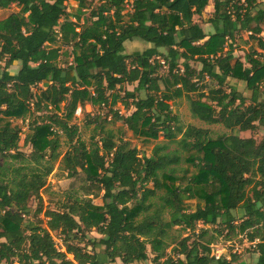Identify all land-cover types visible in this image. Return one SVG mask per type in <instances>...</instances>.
I'll list each match as a JSON object with an SVG mask.
<instances>
[{
    "label": "trees",
    "instance_id": "1",
    "mask_svg": "<svg viewBox=\"0 0 264 264\" xmlns=\"http://www.w3.org/2000/svg\"><path fill=\"white\" fill-rule=\"evenodd\" d=\"M70 1L76 15L67 12ZM209 1L214 13L206 32L194 18ZM13 5L19 12L0 20V264L159 263L169 231L194 232L198 224L244 234L258 255L254 264H264V139L240 136L264 128V0H102L95 7L89 0H0V12ZM84 10L90 16L81 25ZM241 33L263 51L247 55L248 66L234 61ZM133 41L152 47L128 54L125 44ZM64 47L72 60L63 65ZM237 83L246 84L250 99ZM182 99L193 117L230 133L214 139L208 130L181 126L172 107ZM119 103L132 113L115 112ZM87 104L109 109L138 138L163 136L167 143L139 157L99 115L86 123L97 122L87 144L71 124ZM37 114L26 155L14 121ZM62 136L69 146L63 155ZM59 159L69 178L83 173L104 192L103 205L72 196L44 222L41 194ZM183 162L196 171L188 180L178 175ZM32 199L41 207L28 221ZM190 200L197 201L194 210ZM93 231L101 238L90 239ZM208 232L181 239L176 257L162 264H246L239 255L217 259L212 242L201 241ZM53 233L63 237V249Z\"/></svg>",
    "mask_w": 264,
    "mask_h": 264
},
{
    "label": "rangeland",
    "instance_id": "2",
    "mask_svg": "<svg viewBox=\"0 0 264 264\" xmlns=\"http://www.w3.org/2000/svg\"><path fill=\"white\" fill-rule=\"evenodd\" d=\"M102 0H89V5L91 7H95V5H98ZM78 5L70 1L67 4V12L69 15H76L77 13ZM205 12L202 16H195L194 20L197 23H200L206 32L211 31L210 25L207 23V21L212 17L214 13V6L213 2L209 1L208 5L205 7ZM19 7L17 6H11L10 9L0 12V20L7 18L10 14L14 12H19ZM90 16V10H84V16L83 19H87ZM71 19L75 21L74 16H71ZM83 20L81 21V25H83ZM264 37V33L262 35ZM126 47V53L132 54L134 52L138 51H144L150 47H152L150 44L144 43L142 41H133V42H127L125 44ZM71 51L70 47H64L62 52L63 53H69ZM257 53H263V51L258 46L257 40L250 39V34L247 33H241L238 36V41L235 45V52H234V61L240 60L242 61L245 66H248L246 56L249 54H253V52ZM72 59L69 57V54L66 57L61 58V64L64 65V63L70 62ZM192 66L195 67L198 70H201V65L197 63H192ZM0 75L2 73V68L4 67V64L0 65ZM20 68V64H15L10 70L13 73L18 72ZM167 72V68L163 69L161 73ZM235 81L230 80V84L234 85ZM239 92L243 94L245 97L250 99L252 96V92L247 89L246 84L244 83H237ZM127 89L133 90L134 86H127ZM228 90V89H227ZM122 95H124V92H122ZM249 104V103H247ZM173 113L179 118L180 125L183 127L187 126H195L197 128L205 129L210 132V135L212 138L216 139L217 137L230 133L229 130L224 128L223 125H209L206 124L199 119L193 117L191 111H190V103L187 99L179 100L174 104L172 107ZM114 111L119 112V114L128 116L132 113L133 109L127 110L122 106L120 103L115 106ZM43 114H37V115H29L24 120H15L14 125H17L21 128L22 134L21 139L19 143V150L21 152H24L26 155H29L32 152V147L30 144L27 143V138L33 137L34 132L31 131V126L33 125L34 121H40V117ZM101 115L102 120H106L104 123L105 127L108 129H111L115 132L117 135V139L120 138L123 139L125 142L130 143L131 149H136L139 153V157L145 156L147 158H150L153 155V150L157 145L165 144L167 143L163 136H161L158 140H145L144 138H138L133 135V133L128 130L121 121H113L114 114L110 112L109 109H99V108H93L91 105L87 104L84 107H79L77 111L75 112L74 117L71 120V124L76 125L79 128V133L84 141H86L87 144H89L93 137V132L95 127L97 126V122H94L90 126H86V123L90 121V118L96 117ZM94 118H92L93 120ZM242 138H254L257 140V142H261L264 139V128L262 125L258 124L256 126V129L253 131H247L242 132L240 134ZM96 139H99L101 142L103 138L97 137ZM120 141V140H119ZM172 149L176 147V145L170 146ZM69 150V146L66 143V137H61V147L59 149V152L63 155ZM187 157V155L185 156ZM108 159V158H107ZM54 171L51 174V176L48 178L47 186L45 190L42 191V198H43V212L38 216V219H42L44 222L48 220V217H46L45 213H49L50 211H55L60 209L61 205L68 201L72 196L73 197H80L85 199H92L93 203L97 206L103 205V195L104 192L99 189L96 186H93L86 182V177L83 173H80L75 178H69L67 172L62 171L61 169V159L55 162L54 164ZM181 167L183 168L182 171L178 172V175L180 177H184L187 180L196 173L195 168L186 162H183L181 164ZM184 171H187L185 174ZM185 183V182H184ZM188 207L191 210H194L197 201L196 200H190L186 202ZM41 207V204L38 199H32L30 201V208L32 210V215L27 217L26 219L28 221L32 220L33 214ZM239 219L238 223L240 221V216L243 215L241 212H238ZM236 214V213H235ZM237 215V214H236ZM166 219H169L168 213L166 214ZM44 226V225H43ZM202 229H207L208 235L201 239L203 242L211 241L212 245L211 248L213 250L214 256H221L225 257L226 259L230 260L233 258V256H238L240 261L245 262L246 264H254L257 260L256 253H254V249L252 248V243L248 241V239L245 237L244 234L242 235H236V234H230L228 231H224L220 234L221 229L215 226H204L202 224H198L196 230L194 232H190L189 230H182L179 227H173L169 231V247L166 250V258L164 260H161L159 263L152 262V257L150 261L146 262V264H162L167 257H176L173 249L177 245V243L188 236H192L195 234L196 236L201 232ZM56 245L58 248L63 249V237L59 233H53ZM88 237L100 239L101 236L96 232L93 231L89 234ZM196 238V237H195ZM88 241V238L85 240V242ZM85 244H83L84 246ZM99 253H104L100 251ZM23 259L17 260L15 264H22ZM106 264H123L120 259H117L116 262L110 263L108 259L104 260Z\"/></svg>",
    "mask_w": 264,
    "mask_h": 264
},
{
    "label": "built area",
    "instance_id": "3",
    "mask_svg": "<svg viewBox=\"0 0 264 264\" xmlns=\"http://www.w3.org/2000/svg\"><path fill=\"white\" fill-rule=\"evenodd\" d=\"M130 8H131V5L128 6V9H130ZM220 257L219 256H216L217 259H219Z\"/></svg>",
    "mask_w": 264,
    "mask_h": 264
},
{
    "label": "crops",
    "instance_id": "4",
    "mask_svg": "<svg viewBox=\"0 0 264 264\" xmlns=\"http://www.w3.org/2000/svg\"><path fill=\"white\" fill-rule=\"evenodd\" d=\"M83 22H84V19H83Z\"/></svg>",
    "mask_w": 264,
    "mask_h": 264
}]
</instances>
